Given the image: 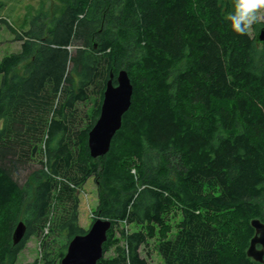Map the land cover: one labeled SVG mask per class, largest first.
<instances>
[{
    "label": "trees",
    "instance_id": "obj_1",
    "mask_svg": "<svg viewBox=\"0 0 264 264\" xmlns=\"http://www.w3.org/2000/svg\"><path fill=\"white\" fill-rule=\"evenodd\" d=\"M57 1L27 29L0 19L21 42L0 59V264L31 237L39 256L24 264H60L87 232L78 194L91 177L92 223L111 221L98 264H149L140 250L157 228L164 264H264L247 256L251 221L264 222V46L231 30L233 0ZM121 69L131 106L92 158L88 132Z\"/></svg>",
    "mask_w": 264,
    "mask_h": 264
},
{
    "label": "water",
    "instance_id": "obj_2",
    "mask_svg": "<svg viewBox=\"0 0 264 264\" xmlns=\"http://www.w3.org/2000/svg\"><path fill=\"white\" fill-rule=\"evenodd\" d=\"M258 46H264V26L256 34ZM111 73L103 93L99 116L88 132V149L92 158H98L108 153L111 142L121 128L123 115L129 110L133 96V85L125 69L118 71L113 83ZM251 226L255 231L247 249V256L253 260L264 262V222L253 219ZM111 221L97 217L89 230L82 235H76L69 242L66 253L60 264H98L103 257V245L107 240V232ZM26 225L19 221L12 234V242L17 245L25 236Z\"/></svg>",
    "mask_w": 264,
    "mask_h": 264
},
{
    "label": "rangeland",
    "instance_id": "obj_3",
    "mask_svg": "<svg viewBox=\"0 0 264 264\" xmlns=\"http://www.w3.org/2000/svg\"><path fill=\"white\" fill-rule=\"evenodd\" d=\"M43 0H0V19H5L10 26L16 31L21 29H27L29 20L40 9ZM57 3V0H44L45 8H47L52 2ZM53 2V3H54ZM255 24H259L255 27ZM264 25V14H261L260 18L249 29L248 33L251 37H255L259 28ZM21 42L15 40V35L7 27L6 24L0 23V59L8 54L17 52L20 49ZM20 71V70H19ZM1 81V78H0ZM29 173L24 170L19 175V181L24 183ZM98 186L94 177H91L79 190V208H78V222L84 230H89L90 225L94 219L95 212L98 211ZM179 211L176 208H172L166 215V224L169 226L170 231L168 237L172 236L176 230L180 220ZM19 221H23L20 219ZM18 221V222H19ZM131 231L138 230L136 226H130ZM161 240L159 228H157L156 236L147 240L145 245H142L140 253L141 256L146 258L149 264H164L162 258L157 251V245ZM40 246L39 239L31 237L26 242L24 248L18 255L17 264L31 263L39 256ZM112 252H108L106 256L111 255Z\"/></svg>",
    "mask_w": 264,
    "mask_h": 264
},
{
    "label": "clouds",
    "instance_id": "obj_4",
    "mask_svg": "<svg viewBox=\"0 0 264 264\" xmlns=\"http://www.w3.org/2000/svg\"><path fill=\"white\" fill-rule=\"evenodd\" d=\"M261 14H264V0H233L231 11L224 19L234 33L243 36Z\"/></svg>",
    "mask_w": 264,
    "mask_h": 264
}]
</instances>
